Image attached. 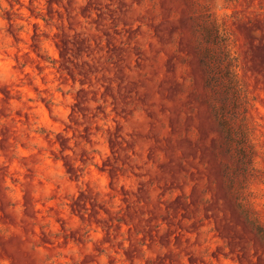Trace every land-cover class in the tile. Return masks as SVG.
<instances>
[{"label": "rangeland", "instance_id": "rangeland-1", "mask_svg": "<svg viewBox=\"0 0 264 264\" xmlns=\"http://www.w3.org/2000/svg\"><path fill=\"white\" fill-rule=\"evenodd\" d=\"M0 264H264V0H0Z\"/></svg>", "mask_w": 264, "mask_h": 264}]
</instances>
